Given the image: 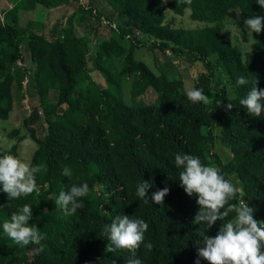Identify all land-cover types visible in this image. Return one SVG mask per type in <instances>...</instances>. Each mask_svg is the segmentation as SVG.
I'll return each mask as SVG.
<instances>
[{"label":"trees","instance_id":"16d2710c","mask_svg":"<svg viewBox=\"0 0 264 264\" xmlns=\"http://www.w3.org/2000/svg\"><path fill=\"white\" fill-rule=\"evenodd\" d=\"M72 2L78 6L60 35L47 37L38 22L20 25L21 10H52ZM187 9L190 19L205 26L184 29L167 20L168 12L182 17ZM253 15L264 16L257 0H168L165 8L157 0H15L0 11V121L25 102L26 79L47 124L39 137L31 127L38 117L34 107L23 125L27 134L19 136L20 129L8 134L36 143L30 166L42 165V170L36 176L38 191L12 201L0 192V264H126L130 251L106 252L103 226L118 215H135L149 226L144 244L153 247L142 244L136 250L141 264H196V241L202 234L215 236L222 222L211 229L192 223L199 208L196 197L180 187L176 153L196 155L221 169L239 190L232 203L243 199L264 222V113L250 116L239 103L256 81L264 89V32L253 33L252 50L243 54L226 38L224 26L229 18L244 24ZM102 24L106 38L99 34ZM98 38L103 39L96 43ZM24 47L33 70L25 65ZM143 49L201 63L205 70L194 88L214 94L212 100L189 101L183 78L165 69L157 74L135 58ZM239 76L248 84L238 86ZM125 81H130V103ZM149 90L157 94L154 104L142 99ZM51 91L54 103L48 100ZM229 102L233 108L226 111L223 105ZM217 142L230 150L227 163L216 152ZM17 150L14 143L9 150L0 148V154L18 157ZM65 166L70 177L62 174ZM143 180L152 187L141 200L136 190ZM83 183L90 189L79 200L83 207L65 215L54 200L61 190ZM166 185L169 194L156 204L152 194ZM24 204L32 206L29 226L46 237L41 245L21 248L3 232V223Z\"/></svg>","mask_w":264,"mask_h":264},{"label":"clouds","instance_id":"9594fccd","mask_svg":"<svg viewBox=\"0 0 264 264\" xmlns=\"http://www.w3.org/2000/svg\"><path fill=\"white\" fill-rule=\"evenodd\" d=\"M257 4L264 8V0H257ZM244 28L248 43H251L254 40L253 33L264 32V16H250L244 20ZM236 84L243 86L248 84V80L239 76ZM257 84L258 81L239 101L247 109V113L254 117L264 113V89H259ZM186 96L193 103L207 104L210 100L202 88L191 89ZM223 106L226 111L233 108L230 102ZM24 143L29 141L25 140ZM174 164L179 170L180 187L189 197H196L199 210L192 223L204 224L211 229L218 221L222 222L215 236L202 234V238L196 241V264H200L201 259L208 264H264V222L255 219V209L243 199L232 203L237 199L239 190L225 178L221 169L206 165L198 156L187 153H176ZM41 170L42 165L30 166L14 155L0 154V192L12 201L24 194L38 191L36 176ZM62 174L69 177L72 175L67 166L63 168ZM150 187L152 184L149 181L143 180L139 183L137 197L144 200ZM89 192L87 183L73 184L69 190H61L54 201L65 215L74 214L83 207L79 202L80 198L86 197ZM169 192L170 188L166 185L152 194V200L162 205ZM32 219V206L24 204L3 223V232L21 248L30 244L41 245L46 237L37 226H29ZM148 227L143 219L135 215L116 216L110 224L103 226V232L109 241L106 252L128 250L132 255L126 264H141V260L136 257V250L144 244ZM144 247L151 250L153 245L148 242Z\"/></svg>","mask_w":264,"mask_h":264},{"label":"rangeland","instance_id":"374dc122","mask_svg":"<svg viewBox=\"0 0 264 264\" xmlns=\"http://www.w3.org/2000/svg\"><path fill=\"white\" fill-rule=\"evenodd\" d=\"M15 0H7V4L12 3ZM91 0H84V2H89ZM161 8L166 7V3L168 0H157ZM77 5V3H75ZM78 6V5H77ZM43 11H47L44 8ZM190 10L187 9L184 16H175L171 13H167V20L173 23L174 27H181L184 29H196V28H202L205 26L204 23L194 21L190 19ZM61 17V15H59ZM238 19V18H237ZM229 23H225V36L226 38L232 42L235 46H237L241 52L244 54L248 51L252 50V45L254 43V40L251 43H248V36L247 31L244 28V24H240L234 17L229 18ZM61 22V18H60ZM59 22V23H60ZM53 24V21H52ZM51 24V25H52ZM23 25H25V20L23 19ZM104 24L99 27V34H101L103 38H106L109 36V32L106 30V28L103 27ZM26 26V25H25ZM56 32L61 33V26L58 25L55 28ZM60 35V34H59ZM47 36V35H46ZM50 38V37H49ZM103 38L96 39V43L101 41ZM128 46V43L126 44ZM23 52L25 53V65L28 69L33 70V65L30 61V55L29 50L24 47ZM135 58L137 60H141L145 62L155 73H160L159 71L161 69L167 70L168 74L171 76H177L184 79L185 83V90L186 92L194 89L195 81L198 78V75L205 70L204 66L201 63H192L189 60L186 59H180L174 56L172 53L167 52L166 55H164L159 50H138L135 53ZM120 64V63H118ZM30 71V70H29ZM99 73H95L94 77L99 83H103V78L101 75H98ZM101 77V78H100ZM225 79V78H224ZM225 81H227L225 79ZM229 92L231 96H234L233 87L231 84L227 83ZM129 89H130V81H125V87H124V94H125V101L130 103L129 99ZM16 91V89H14ZM23 93L27 95V98L25 102H20L15 104V108L13 113L11 114L9 120L6 121H0V148L9 150L11 149V146L14 143L18 144V158H20L25 163H28L30 165L32 154L36 150L37 146L36 143L31 139L27 138L25 140H28L29 143L25 144V140H18V137L16 138H9L8 134L11 133L14 129H20L19 136H23L27 134V129L23 126L24 122L28 117L31 115L32 109L35 107L38 110V117L35 118L31 124V127L36 131V134L39 137H42L47 132V124L44 121V113L42 111L41 105H40V99L36 92V90L29 86L28 83L25 87L22 86ZM55 93V92H54ZM52 91L49 94V102L54 103L55 102V94ZM212 94L210 96V99L213 98ZM157 94L153 90H149L146 95L143 96V101L147 104H154L156 101ZM216 152L221 157L224 163H227L231 159V153L230 150L223 145H221L219 142H217L216 145Z\"/></svg>","mask_w":264,"mask_h":264},{"label":"crops","instance_id":"0c3cea01","mask_svg":"<svg viewBox=\"0 0 264 264\" xmlns=\"http://www.w3.org/2000/svg\"><path fill=\"white\" fill-rule=\"evenodd\" d=\"M7 0H0V11L6 10L11 6L6 3ZM77 8L75 3H69L63 7L57 9L43 11L41 8H36L34 10H21L19 13L20 16V25L23 28H26L31 22H38L44 25V33L47 37L53 38L54 35H59V32L55 31L56 26L60 25L61 30L65 26L67 17L73 13ZM61 15V17H59ZM61 18V22H60ZM23 19L25 20V25H23ZM53 21V24H52ZM60 22V23H59ZM52 24V25H51Z\"/></svg>","mask_w":264,"mask_h":264},{"label":"built area","instance_id":"2783aa9c","mask_svg":"<svg viewBox=\"0 0 264 264\" xmlns=\"http://www.w3.org/2000/svg\"><path fill=\"white\" fill-rule=\"evenodd\" d=\"M82 1V3L83 4H87L86 2H84V0H81ZM137 34H138V32H136ZM26 84H27V80L25 79L24 81H23V87H25L26 86Z\"/></svg>","mask_w":264,"mask_h":264}]
</instances>
